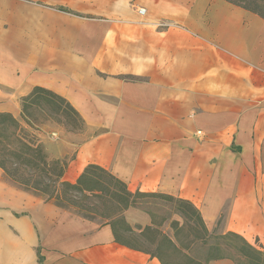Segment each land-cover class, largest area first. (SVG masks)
<instances>
[{"label": "crops", "instance_id": "crops-1", "mask_svg": "<svg viewBox=\"0 0 264 264\" xmlns=\"http://www.w3.org/2000/svg\"><path fill=\"white\" fill-rule=\"evenodd\" d=\"M63 8L72 21L61 53L0 39V113L20 120V100L35 87L55 93L84 127L47 148L67 163L64 181L98 166L131 192L191 203L209 235L236 234L264 253V19L224 0H63ZM123 218L134 233L153 227L142 208ZM0 264L161 262L0 169Z\"/></svg>", "mask_w": 264, "mask_h": 264}, {"label": "trees", "instance_id": "trees-1", "mask_svg": "<svg viewBox=\"0 0 264 264\" xmlns=\"http://www.w3.org/2000/svg\"><path fill=\"white\" fill-rule=\"evenodd\" d=\"M224 1L264 19V0ZM59 10L69 12L63 8H59ZM40 100L51 105L55 112L64 110L69 116H74L81 121L75 110L63 98L44 88L35 87L28 96L20 100V120L15 119L9 113H0V169L4 176L45 203L52 204L59 209L72 211L88 220H91L89 214L95 210V205L91 207L87 201L97 199V204L105 207L107 223L113 228L115 239L130 248L145 251L139 242L133 243L124 239L117 227L120 226V229L125 233H134L126 225L123 212L130 207H136V199L149 194L129 191L123 182L95 165H88L75 183L64 181L63 175L67 163L48 155L41 142L34 137L38 131L27 116L29 107ZM159 196L175 202L179 209H188L194 214L200 231L204 235L202 239L200 238L201 244L207 246L205 236L207 237L209 234L195 207L185 200L165 195ZM153 228H155L154 225L146 227L139 235L145 237L147 232H155ZM224 237L231 238L230 242L235 240L240 243V245H234V252L249 259L251 263L262 264L261 262H264V253L247 244L238 235L228 233ZM166 240L174 247L170 239ZM227 257L230 256L219 255L209 258L203 263L194 261L193 264H207L209 260ZM157 258L161 264H164L159 257ZM236 264L240 263L237 261Z\"/></svg>", "mask_w": 264, "mask_h": 264}, {"label": "rangeland", "instance_id": "rangeland-1", "mask_svg": "<svg viewBox=\"0 0 264 264\" xmlns=\"http://www.w3.org/2000/svg\"><path fill=\"white\" fill-rule=\"evenodd\" d=\"M59 8H63V0H0V39L13 42L14 48L20 43V50L49 49L57 54L61 53L63 23L66 21L70 24L72 18L64 20L63 12ZM68 11L66 13H71ZM83 20L87 22L90 19ZM6 42L3 47H8ZM27 116L38 131L34 137L41 142L50 157L47 148L62 141L63 136L83 134L84 127L78 118L69 116L64 110L57 113L51 105L42 100L29 107ZM87 202L91 207L95 205V210L89 214L91 220L98 224L108 221L105 207L97 204V199ZM136 207L151 214L155 227L153 229L157 233L147 232L146 236L142 237L138 232L124 233L120 226L117 228L126 240L133 243L138 241L143 250L159 257L164 264H193L194 261L203 263L219 255H233L240 264H254L234 252V245L240 243L235 240L230 242L231 238L211 234L205 236L207 246H203L200 240L204 235L194 214L188 209H179L175 202L165 197L157 194L140 197L136 199ZM167 238L172 241L174 247L168 243Z\"/></svg>", "mask_w": 264, "mask_h": 264}, {"label": "built area", "instance_id": "built-area-1", "mask_svg": "<svg viewBox=\"0 0 264 264\" xmlns=\"http://www.w3.org/2000/svg\"><path fill=\"white\" fill-rule=\"evenodd\" d=\"M137 12H138L139 14H144V13H145V10L142 9V8H139V9H137Z\"/></svg>", "mask_w": 264, "mask_h": 264}]
</instances>
